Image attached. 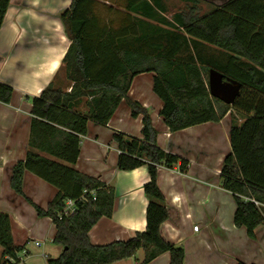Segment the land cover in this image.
<instances>
[{
    "label": "trees",
    "instance_id": "16d2710c",
    "mask_svg": "<svg viewBox=\"0 0 264 264\" xmlns=\"http://www.w3.org/2000/svg\"><path fill=\"white\" fill-rule=\"evenodd\" d=\"M179 1L193 4L170 18L164 15L163 0H121V8L114 0H72L59 14L70 40L60 68L68 85L63 88L53 80L31 97L25 157L11 166L9 175L11 189L28 202L22 189L26 171L57 189L45 210L34 205L38 216L51 218L52 242L61 247L45 264H109L139 249L144 256L137 264H148L163 252H169V264H184V249L160 231L170 212L158 186V168L171 169L180 161L184 172L187 161L157 144L150 113L129 96L132 81L142 73L153 74L152 90L162 102L158 114L171 132L235 113L228 132L230 151L218 174L221 187L234 197L236 227L254 238L264 223V0H225L203 14L198 12L200 0ZM9 2L0 0V27ZM210 49L219 55L207 53ZM211 68L241 83L232 104L210 96ZM13 90L0 81V102L9 103ZM122 102L132 117L141 115L142 127L141 137L113 134L119 151L116 168L146 166V226L126 240L96 245L89 231L100 218L112 215L116 192L75 164L88 122L105 125ZM68 198L76 210L60 217ZM0 248V264L23 248L14 243L11 219L1 210Z\"/></svg>",
    "mask_w": 264,
    "mask_h": 264
},
{
    "label": "crops",
    "instance_id": "0c3cea01",
    "mask_svg": "<svg viewBox=\"0 0 264 264\" xmlns=\"http://www.w3.org/2000/svg\"><path fill=\"white\" fill-rule=\"evenodd\" d=\"M71 1L10 0L0 27V81L14 89L9 103L0 102V210L11 219L13 241L23 246L25 264H31L30 250L32 246L41 245L39 239L51 242L41 253L46 256L44 264L48 257H56L61 252V247L52 242L55 228L51 218L38 216L34 207L37 205L45 210L57 189L26 171L22 189L31 201L28 202L11 189L9 175L11 166L25 157L31 97L39 95L61 71L62 58L70 40L59 14L69 7ZM152 76V73L136 76L129 96L150 113L158 131L157 144L187 161L184 172L180 170V161L171 169L158 168V186L170 212L169 218L161 225V234L184 249V264H232L227 263L225 257L231 253L236 226L231 224L228 227L223 222L220 215L223 200L218 199L216 186L209 179V168L205 164L219 135L224 132L228 135V115L220 122L201 123L171 132L158 114L162 102L152 90ZM224 122L226 128L217 127ZM141 127V115L132 117L130 108L122 102L105 125L89 121L87 133L80 137L76 169L98 177L106 185L113 186L116 192L112 215L100 218L89 231L93 244L126 240L136 231L145 229L148 200L143 184L149 180L147 168L118 170L119 151L113 140L115 132L141 137ZM229 151L230 143L226 153ZM194 225L198 230H193ZM237 228L241 230L243 227ZM243 230L250 241L245 228ZM258 237L264 246V223L255 231L254 240ZM35 241L40 244L36 245ZM143 256V250L139 249L134 256L109 264H137ZM253 259V262L245 263L259 264L256 255ZM169 261V252H163L148 264H169Z\"/></svg>",
    "mask_w": 264,
    "mask_h": 264
},
{
    "label": "rangeland",
    "instance_id": "374dc122",
    "mask_svg": "<svg viewBox=\"0 0 264 264\" xmlns=\"http://www.w3.org/2000/svg\"><path fill=\"white\" fill-rule=\"evenodd\" d=\"M115 6L118 8H121V0H114ZM225 0H200L197 3L198 12L200 14L207 13L210 10H212L215 6L220 5ZM163 3L166 7V12L164 15H166L168 18L171 17V15L175 12H181V11H187L189 7L193 3L189 2H183L179 0H163ZM104 14V12L102 13ZM211 50V49H210ZM207 53H211L214 56H218L219 53L211 50ZM56 84L65 88L68 85L67 80L65 79V73L64 70H61L56 78ZM228 118L227 121H230L233 116H235V113L232 112L231 114H227ZM219 128H226L227 124L224 122L223 124H220V126H217ZM227 150H229V137L226 132L224 134L219 135L217 143L214 148H211L209 157L206 159L205 164L208 166L209 171V179L211 182L216 186L217 189V197L218 199L223 200V206L220 212L221 218L223 219V222L226 223V225L229 227L231 224L233 225L232 219H233V213L235 208V201L234 197L231 193L226 192L224 190H221V181L219 178V169L222 165L223 157ZM243 234H242V233ZM241 233V234H240ZM233 244L231 248V253L226 254V262L232 264H235L237 260H241L244 262H253V256H257L258 260L257 262L259 264L264 262V246L261 239L258 237L254 240V238H248L247 240L246 235L244 234L243 228L239 230L237 227L233 230ZM41 238V237H39ZM41 242V245L39 247L32 246L30 250L31 254V264H44V260L46 256H42L41 253L47 249L48 245L51 244V242L46 241L44 242L43 239H39ZM254 241V242H253Z\"/></svg>",
    "mask_w": 264,
    "mask_h": 264
},
{
    "label": "water",
    "instance_id": "95a60500",
    "mask_svg": "<svg viewBox=\"0 0 264 264\" xmlns=\"http://www.w3.org/2000/svg\"><path fill=\"white\" fill-rule=\"evenodd\" d=\"M241 83L225 77L219 71L211 68L208 72V90L214 97L225 104H232L240 93Z\"/></svg>",
    "mask_w": 264,
    "mask_h": 264
},
{
    "label": "built area",
    "instance_id": "2783aa9c",
    "mask_svg": "<svg viewBox=\"0 0 264 264\" xmlns=\"http://www.w3.org/2000/svg\"><path fill=\"white\" fill-rule=\"evenodd\" d=\"M90 194L93 196V198L95 197V193L94 191H91ZM81 199H84L83 197H81ZM256 204H258L257 202H255ZM76 210V204L75 201L73 199H66L64 201V206L63 208L59 211L58 215L61 216H68V215H72ZM193 230H198V226L194 225L193 226ZM36 245H39L40 243L38 241H35ZM25 254H23L22 251L17 252L15 257H11V256H5V264H25Z\"/></svg>",
    "mask_w": 264,
    "mask_h": 264
}]
</instances>
